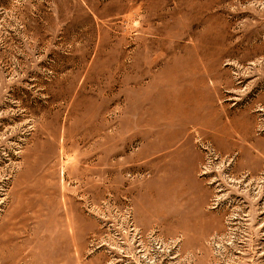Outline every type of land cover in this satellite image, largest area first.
Instances as JSON below:
<instances>
[{"label": "rangeland", "instance_id": "rangeland-1", "mask_svg": "<svg viewBox=\"0 0 264 264\" xmlns=\"http://www.w3.org/2000/svg\"><path fill=\"white\" fill-rule=\"evenodd\" d=\"M0 264H264V0H0Z\"/></svg>", "mask_w": 264, "mask_h": 264}]
</instances>
